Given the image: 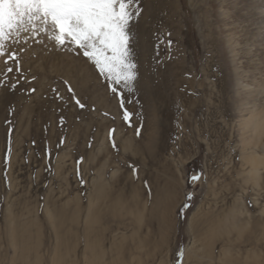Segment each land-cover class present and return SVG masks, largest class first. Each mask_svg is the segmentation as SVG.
Returning a JSON list of instances; mask_svg holds the SVG:
<instances>
[{
  "label": "rangeland",
  "instance_id": "obj_1",
  "mask_svg": "<svg viewBox=\"0 0 264 264\" xmlns=\"http://www.w3.org/2000/svg\"><path fill=\"white\" fill-rule=\"evenodd\" d=\"M139 6L131 26L139 98L121 86L124 109L75 46H57L38 26L6 37L0 55V264L68 260L69 249L83 250L86 230L93 240L102 235V244L130 236L123 219L127 198L108 195L130 181L142 186L157 169L143 151L163 130L170 134L162 160L171 171L163 177L175 190L172 250L162 264H181L191 242L190 215L223 208L229 184L236 188L231 210L246 208L242 218L252 225L260 217L256 225L264 229V134L258 144L249 143L246 123L251 111H264V0H139ZM155 82L164 104L145 101L143 92ZM125 109L133 113L128 122ZM253 162L258 177L250 171ZM193 174L200 179L193 182ZM144 202L148 207L150 200ZM151 251L141 259L159 264ZM240 255L239 264H264L263 249L248 259ZM73 260L83 264L81 255Z\"/></svg>",
  "mask_w": 264,
  "mask_h": 264
},
{
  "label": "bare ground",
  "instance_id": "obj_2",
  "mask_svg": "<svg viewBox=\"0 0 264 264\" xmlns=\"http://www.w3.org/2000/svg\"><path fill=\"white\" fill-rule=\"evenodd\" d=\"M141 77H143V81L144 79L146 81L148 75L145 77L141 74ZM155 83L148 87L146 92H143L146 94L145 101L147 103L149 99L152 102L164 104L166 100H164L162 87ZM135 84L140 85V79H137ZM135 87L131 96L138 99V86ZM251 113L252 116L250 115L251 117L246 120L250 132L247 138L249 143L256 142L258 144L261 135L264 134V111L258 112L260 114L257 112V114H253L252 111ZM164 120L162 124L166 125ZM169 134L170 132L163 130L159 138L154 136L148 138L151 146L145 148L143 152L144 155H148L146 157L148 163L157 166V169L153 172L148 171L149 173L143 178V185L138 183L134 185L135 183L130 181L129 184L127 183L126 190L124 187L119 190L117 195H108L112 200L116 197L117 199L127 198L125 214L124 217H121L126 221L129 229H132L131 235L121 240L112 238L107 243L103 239L102 244V241L98 239L102 235L98 234L99 237L93 240L88 237L86 230L85 236L83 235V250L80 252L71 248L67 253L68 260L60 258L55 264H76L78 261H74L73 257L78 258L80 255L83 258V264H147L146 259H141L143 252L147 249L152 250L150 255L152 259L154 257L159 259V264H162L161 258L170 257L172 250L170 239L173 230L171 210L174 205L175 189L163 177L164 174H169L171 171L168 164L162 160ZM258 166L255 162L251 163L250 171L254 173V177H258ZM228 186L229 188L222 194L223 208L214 213L210 210H195L190 215L186 233L191 235V242L183 250L181 264H239L241 261L238 256L241 253L246 254L245 258L248 259L250 256H255L258 250H264V229L256 225L260 217L256 219L255 224L251 225L248 224L249 219L242 218L243 214L247 212L244 210L246 208L231 210L232 208L228 204L230 199L235 196L236 188L231 184ZM145 196L148 198L145 199ZM148 199L150 204L147 207L144 201ZM100 217L105 216L100 215ZM106 217L108 218L107 215ZM246 218L248 217L246 216ZM243 221L244 226L242 225ZM233 255L236 257L233 258ZM69 258L72 259L69 260Z\"/></svg>",
  "mask_w": 264,
  "mask_h": 264
},
{
  "label": "snow or ice",
  "instance_id": "obj_3",
  "mask_svg": "<svg viewBox=\"0 0 264 264\" xmlns=\"http://www.w3.org/2000/svg\"><path fill=\"white\" fill-rule=\"evenodd\" d=\"M141 11L139 0H0V55L4 54L6 37L21 30L37 31L38 26L57 46H75L82 51L111 92L119 97L120 107L124 109L125 99L120 88L131 93L138 76L131 47V26ZM13 71L12 67L7 68L8 73ZM18 83L19 80L10 88L14 90ZM57 98L61 99L58 94ZM73 99L81 109L85 107L81 100ZM132 115L125 109L123 119L128 122ZM8 151L10 154V147ZM190 179L195 182L200 176L193 174ZM191 199L192 193H189L187 200ZM183 207L188 208L189 204Z\"/></svg>",
  "mask_w": 264,
  "mask_h": 264
}]
</instances>
